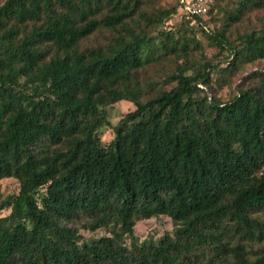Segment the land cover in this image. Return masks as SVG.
I'll return each mask as SVG.
<instances>
[{"label":"trees","instance_id":"1","mask_svg":"<svg viewBox=\"0 0 264 264\" xmlns=\"http://www.w3.org/2000/svg\"><path fill=\"white\" fill-rule=\"evenodd\" d=\"M221 1L200 17L180 0L0 1V189L18 183L0 191V264H264V72L217 96L264 60V20L226 34L264 0H230L214 29ZM119 102L133 109L105 144ZM160 216L173 234L139 243L136 222Z\"/></svg>","mask_w":264,"mask_h":264},{"label":"rangeland","instance_id":"2","mask_svg":"<svg viewBox=\"0 0 264 264\" xmlns=\"http://www.w3.org/2000/svg\"><path fill=\"white\" fill-rule=\"evenodd\" d=\"M3 1V0H0ZM176 0H148V8L149 9H157L161 7L174 5ZM221 6L223 13L219 15V21L215 23L210 22V27L214 29H223V22L225 18V13L231 12L234 10V5L231 4L230 0H222ZM264 20V7L258 10H253L248 12L243 17L240 23H236L227 30V35L234 36L237 33H241L248 29L256 28L262 21ZM177 20H171L167 24L163 26V30H170L177 23ZM215 26V27H214ZM199 40H201V50L202 55L206 57V59L213 62L215 65L223 64L222 54L218 53L214 47L209 45L205 39H203L200 34H197ZM197 56L200 58V53L197 52ZM196 58L195 60H198ZM224 66V65H222ZM165 64L148 68L145 72V75L152 79L157 84L154 86L157 88H166L168 87L167 79L164 78L163 70ZM172 69V67L170 68ZM264 72V60L255 61L253 63H247L242 66L239 72L233 77L231 87L223 86L222 88L217 90V96L220 100L225 101L231 98L232 94L237 90L238 87L242 86L243 78L250 76L254 72ZM212 76L214 77L213 73ZM214 86V85H213ZM215 88V86H214ZM206 92V91H205ZM216 91H214L215 93ZM133 109L132 104L128 102H119L114 104L111 108L107 110L108 113V124L104 126L100 131L99 135L101 141L105 144H108L113 138L112 127L115 126L119 120L122 118L123 114ZM1 196L4 198L6 196H14L18 192V183L16 180L9 178L3 179L1 181ZM8 214L7 210H3L0 212V216H6ZM173 224L169 218L165 216H160L158 218H152L149 220H138L134 227V234L137 238L138 242L141 243L143 241H157L163 235L168 233L169 235L173 234ZM81 234L86 239H97L106 235L104 230H98L95 232L89 231H81Z\"/></svg>","mask_w":264,"mask_h":264},{"label":"built area","instance_id":"3","mask_svg":"<svg viewBox=\"0 0 264 264\" xmlns=\"http://www.w3.org/2000/svg\"><path fill=\"white\" fill-rule=\"evenodd\" d=\"M210 0H180L181 12L189 17L204 16Z\"/></svg>","mask_w":264,"mask_h":264}]
</instances>
